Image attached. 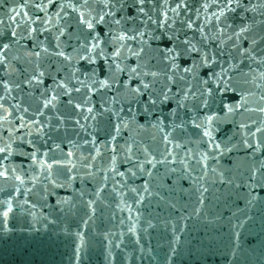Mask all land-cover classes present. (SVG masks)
<instances>
[{"label":"water","instance_id":"water-1","mask_svg":"<svg viewBox=\"0 0 264 264\" xmlns=\"http://www.w3.org/2000/svg\"><path fill=\"white\" fill-rule=\"evenodd\" d=\"M0 264H264V0H0Z\"/></svg>","mask_w":264,"mask_h":264},{"label":"snow or ice","instance_id":"snow-or-ice-1","mask_svg":"<svg viewBox=\"0 0 264 264\" xmlns=\"http://www.w3.org/2000/svg\"><path fill=\"white\" fill-rule=\"evenodd\" d=\"M0 151H2V149H0ZM0 174H2V173H0Z\"/></svg>","mask_w":264,"mask_h":264}]
</instances>
